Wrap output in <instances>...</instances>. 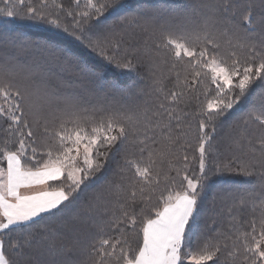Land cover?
Wrapping results in <instances>:
<instances>
[{
    "label": "snow or ice",
    "instance_id": "1",
    "mask_svg": "<svg viewBox=\"0 0 264 264\" xmlns=\"http://www.w3.org/2000/svg\"><path fill=\"white\" fill-rule=\"evenodd\" d=\"M2 2L0 264H264V0Z\"/></svg>",
    "mask_w": 264,
    "mask_h": 264
},
{
    "label": "trees",
    "instance_id": "2",
    "mask_svg": "<svg viewBox=\"0 0 264 264\" xmlns=\"http://www.w3.org/2000/svg\"><path fill=\"white\" fill-rule=\"evenodd\" d=\"M61 2L64 4V6L66 8H73L74 10H78L75 9V4L73 2V0H61ZM83 2L84 0H81V8L83 7ZM134 2V0H133ZM202 2V0H148V3H156L159 4L163 7H168V8H176L179 5L182 4H190L193 6H196L198 4H200ZM197 19L194 15L188 17V18H173L170 22V27L174 30H179L182 27H188L191 28L193 26V21ZM67 23L71 24V19L69 18L67 20ZM12 24L18 28H20L22 31L28 33V34H35V33H42L45 31V29L42 26L39 25H34V24H30L28 22L25 21H20V20H14L12 21ZM124 40L130 44H132L133 46H137V47H142L145 41V35L142 33L141 29L139 27L136 26H132L127 28L125 34H124ZM149 43H151V40H149ZM223 51V49H222ZM224 54L227 56L228 53L225 51ZM58 71V70H55ZM117 75V72L115 69L110 68L109 70V77L110 78H114ZM123 79V78H122ZM127 81H125L126 83ZM168 86H171V82H168ZM214 87V86H213ZM148 89L145 88V92H147ZM201 91H203V86L201 87ZM201 99H203V96L200 97ZM85 99L88 101L89 104L92 103H96V101L94 99H89L87 97H85ZM143 99H148V97H141V100ZM150 102H152L150 100ZM195 108V101H193V105H192V109L194 110ZM241 115V113L236 112L233 115L229 116L228 121L226 122L225 126L219 130V135L217 136V139L215 141L216 147L218 149V152L220 154V157L222 158V155L225 154V152L230 153L229 147L227 142L223 139L224 133L226 131H228V125L232 124L233 121H235V119L237 118V116ZM31 119V118H29ZM175 123V122H174ZM185 123H190V127H185L183 129H181V131L185 132V129H193V130H197V125H198V121L197 120H193L191 117L188 118L187 121H185ZM198 135H189L187 134L185 137L182 138L181 142L186 141H192V138L194 137L195 139H197ZM184 151L187 152V154L189 155V157L191 158L192 156H196L198 157V153H190V147H186L184 150H182L179 154L181 155V157L184 154ZM4 166V165H3ZM166 167V165H165ZM112 169H115V164L112 165ZM227 178L230 179H236V180H243V177H239L236 176L235 174H226ZM108 178L109 179H113L114 177L112 176V173L109 172L108 174ZM55 183H59V182H55ZM234 215L236 216V219L238 221H240V224L237 225L239 227H247L248 223H250L251 219H252V215L250 212H248L247 210H245L242 213L236 214L234 213ZM213 220H215V223L213 224ZM233 223L232 221H230L227 217V212L225 209V214L223 217L221 216H215L214 214H212L211 212L206 213L204 218L201 220V227L202 229H204V225L207 224L209 226L208 229H204L205 235L206 236H214L216 234L217 231L220 232H229L231 231V229L229 228V224ZM211 229V230H209Z\"/></svg>",
    "mask_w": 264,
    "mask_h": 264
},
{
    "label": "rangeland",
    "instance_id": "3",
    "mask_svg": "<svg viewBox=\"0 0 264 264\" xmlns=\"http://www.w3.org/2000/svg\"><path fill=\"white\" fill-rule=\"evenodd\" d=\"M0 7H3V2L2 0H0ZM185 133L189 134V135H198L197 130H193V129H185ZM184 143V142H182ZM188 144L191 145L190 147V153H196L195 152V148L197 147V139H195L194 137L192 138V141H187ZM225 156H230V153L225 152V154L222 155V158H224ZM4 166H6V164H4Z\"/></svg>",
    "mask_w": 264,
    "mask_h": 264
},
{
    "label": "crops",
    "instance_id": "4",
    "mask_svg": "<svg viewBox=\"0 0 264 264\" xmlns=\"http://www.w3.org/2000/svg\"><path fill=\"white\" fill-rule=\"evenodd\" d=\"M6 164V163H5ZM6 167V166H5Z\"/></svg>",
    "mask_w": 264,
    "mask_h": 264
}]
</instances>
